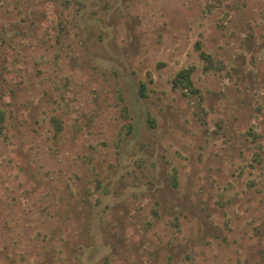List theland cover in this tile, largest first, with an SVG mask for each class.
<instances>
[{"label": "rangeland", "instance_id": "374dc122", "mask_svg": "<svg viewBox=\"0 0 264 264\" xmlns=\"http://www.w3.org/2000/svg\"><path fill=\"white\" fill-rule=\"evenodd\" d=\"M0 264H264V0H0Z\"/></svg>", "mask_w": 264, "mask_h": 264}, {"label": "trees", "instance_id": "16d2710c", "mask_svg": "<svg viewBox=\"0 0 264 264\" xmlns=\"http://www.w3.org/2000/svg\"><path fill=\"white\" fill-rule=\"evenodd\" d=\"M178 82H176L179 86H183V84H186L188 86H190V83H191V79H190V76H189V72L188 71H185V70H181V72L178 73L177 75V78ZM191 88V86H190ZM141 92L144 91V84H142L141 86ZM199 90L196 89V88H192L191 89V95H198L199 93ZM143 94V93H142Z\"/></svg>", "mask_w": 264, "mask_h": 264}]
</instances>
